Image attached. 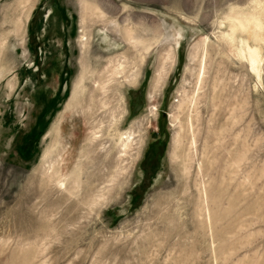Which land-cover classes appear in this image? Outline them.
Instances as JSON below:
<instances>
[{
    "label": "rangeland",
    "instance_id": "obj_1",
    "mask_svg": "<svg viewBox=\"0 0 264 264\" xmlns=\"http://www.w3.org/2000/svg\"><path fill=\"white\" fill-rule=\"evenodd\" d=\"M0 264H264V0H0Z\"/></svg>",
    "mask_w": 264,
    "mask_h": 264
},
{
    "label": "bare ground",
    "instance_id": "obj_2",
    "mask_svg": "<svg viewBox=\"0 0 264 264\" xmlns=\"http://www.w3.org/2000/svg\"><path fill=\"white\" fill-rule=\"evenodd\" d=\"M249 27H248V34L250 36H258L261 33V26L258 23L257 19L255 18V16L251 15V17H249L247 19ZM246 21V22H247ZM237 26V25H236ZM240 28V27H239ZM129 36V34H127ZM255 37V38H256ZM241 55L246 59L249 67H250V71L254 72L256 77H260V66H261V62H262V55H261V49L259 46H255V47H251L249 46L247 43L245 44V49L244 51H241ZM83 80V79H82ZM82 80H80L77 90L79 89V92L76 90V92H74V96L71 98V101L69 103V108L70 107H75L79 105V100H78V96L81 95L84 92L85 86L82 85ZM101 88V87H100ZM99 90V89H98ZM75 91V90H74ZM96 91V90H95ZM93 98V96H92ZM91 98V99H92ZM90 99V100H91ZM93 100V99H92ZM91 102V101H90ZM93 102V101H92ZM118 140H122L120 136H118ZM85 184V183H84ZM85 186V185H84Z\"/></svg>",
    "mask_w": 264,
    "mask_h": 264
},
{
    "label": "trees",
    "instance_id": "obj_3",
    "mask_svg": "<svg viewBox=\"0 0 264 264\" xmlns=\"http://www.w3.org/2000/svg\"><path fill=\"white\" fill-rule=\"evenodd\" d=\"M163 118H164V114L161 115V119H162V120H163ZM161 126H162V125H161Z\"/></svg>",
    "mask_w": 264,
    "mask_h": 264
}]
</instances>
